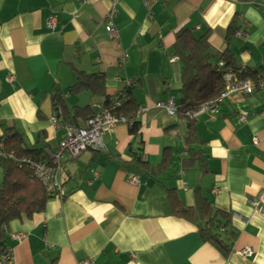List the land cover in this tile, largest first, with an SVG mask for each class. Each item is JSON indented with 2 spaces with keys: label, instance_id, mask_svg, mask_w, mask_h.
I'll return each mask as SVG.
<instances>
[{
  "label": "crops",
  "instance_id": "0c3cea01",
  "mask_svg": "<svg viewBox=\"0 0 264 264\" xmlns=\"http://www.w3.org/2000/svg\"><path fill=\"white\" fill-rule=\"evenodd\" d=\"M117 8L110 20L111 0H0V140L20 137L49 162L66 124L85 127L95 103L127 89L152 167L147 176L131 168L127 123L104 133L103 151L65 152L66 196L4 226L14 264H264V86L192 124L158 107L183 97V29L208 34L250 78L264 76V0H120ZM2 182L0 167V191ZM170 190L185 208L198 211L207 199L231 214L238 235L228 255L203 239L201 221L176 215Z\"/></svg>",
  "mask_w": 264,
  "mask_h": 264
},
{
  "label": "trees",
  "instance_id": "16d2710c",
  "mask_svg": "<svg viewBox=\"0 0 264 264\" xmlns=\"http://www.w3.org/2000/svg\"><path fill=\"white\" fill-rule=\"evenodd\" d=\"M230 26V33L233 30ZM209 35L195 36L189 29H183L177 34L176 48L182 65L183 91L182 100L178 106V114L187 118L192 124L195 118L186 115L189 111H197L201 104L215 100L225 88L224 73L227 67H232L227 54H222L213 49L209 44ZM224 63V66H221ZM233 71L240 73L242 78L252 77L232 67ZM93 87V86H88ZM129 99L116 113L126 118L131 135L128 154L132 156L131 168L144 175H150L151 166L143 157V140L141 134L142 124L138 120V104L131 100L129 90L126 89ZM109 100L106 102L108 104ZM90 118V117H89ZM3 142L6 156H0V167L3 170V182L0 191V253L6 245V233L4 226L18 219L23 214L32 216L42 212L49 198L56 195L50 191L40 179L37 178L31 167L23 163L24 158L32 157L39 159L40 154L36 151L23 147L20 137L14 136ZM13 153L14 158L8 154ZM168 153L165 152L163 161L157 169L162 171L167 168ZM191 163H184V168H191ZM171 191V199L177 216L188 219L191 222L201 221V235L207 242L212 243L222 253L228 255L232 250L233 241L238 231L232 226L231 214L224 210H213L207 199L200 205V210L194 207L185 208Z\"/></svg>",
  "mask_w": 264,
  "mask_h": 264
},
{
  "label": "built area",
  "instance_id": "2783aa9c",
  "mask_svg": "<svg viewBox=\"0 0 264 264\" xmlns=\"http://www.w3.org/2000/svg\"><path fill=\"white\" fill-rule=\"evenodd\" d=\"M113 3V9L110 14V20L117 14L118 4L120 0H111ZM56 21L53 19L50 26H55ZM107 32L112 38H119V32L117 28L110 22L106 27ZM240 34V33H239ZM241 35V34H240ZM178 61V57L175 56L171 59V62ZM224 66V63H221ZM240 73H236L233 70L226 71L224 73L225 88L220 93L219 97L215 100L205 102L200 105L197 111H189L186 113L191 118H196L200 113L211 111L215 112V109L221 101L239 95H250L258 87L264 86V76L259 80L252 78H242ZM132 86V82L127 84V87ZM129 96L126 90L113 95L108 104L95 103L93 108L97 111L94 115L86 120L85 127H76L71 124H66L65 129L67 131L66 137L61 141L58 151L50 152L49 156L51 161L44 162L42 160L28 157L22 160L23 163L28 164L34 171L38 179H40L51 192L58 197L66 196V186L62 173V157L65 152H68L72 157H78L86 151H103L105 149L104 133L107 130H112L121 123H126V118L117 114L116 112L121 109L128 101ZM158 107L164 108L167 112L175 117L178 114V106L173 98L167 102L158 104ZM248 114L243 112L241 114V121H247ZM258 139L255 138V143ZM4 144L0 142V156H6ZM14 158V154H8ZM132 183L138 184L140 182V176L134 175L130 180ZM264 215V208L260 211ZM243 254L246 256L253 255V250L248 248L243 250ZM0 264H14L13 255L11 250H5L0 255ZM78 264H92L89 259L81 260Z\"/></svg>",
  "mask_w": 264,
  "mask_h": 264
}]
</instances>
